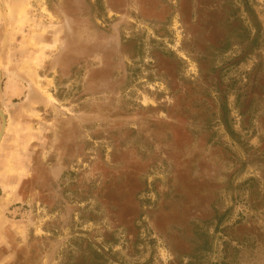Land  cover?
<instances>
[{
    "label": "rangeland",
    "instance_id": "obj_1",
    "mask_svg": "<svg viewBox=\"0 0 264 264\" xmlns=\"http://www.w3.org/2000/svg\"><path fill=\"white\" fill-rule=\"evenodd\" d=\"M0 84V264H264V0H0Z\"/></svg>",
    "mask_w": 264,
    "mask_h": 264
},
{
    "label": "water",
    "instance_id": "obj_2",
    "mask_svg": "<svg viewBox=\"0 0 264 264\" xmlns=\"http://www.w3.org/2000/svg\"><path fill=\"white\" fill-rule=\"evenodd\" d=\"M0 90H1V84H0ZM0 117H1L2 120H3V126H2V130H1V132H0V140H1V138H2V133H3V130H4V128H5V119H4V116H3L2 112H1V109H0Z\"/></svg>",
    "mask_w": 264,
    "mask_h": 264
}]
</instances>
